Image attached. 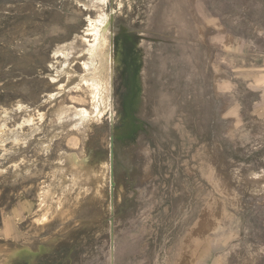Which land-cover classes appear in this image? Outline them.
<instances>
[{
    "label": "rangeland",
    "instance_id": "rangeland-1",
    "mask_svg": "<svg viewBox=\"0 0 264 264\" xmlns=\"http://www.w3.org/2000/svg\"><path fill=\"white\" fill-rule=\"evenodd\" d=\"M101 10L110 108L82 80ZM259 32L241 0H0V264H264Z\"/></svg>",
    "mask_w": 264,
    "mask_h": 264
},
{
    "label": "bare ground",
    "instance_id": "bare-ground-1",
    "mask_svg": "<svg viewBox=\"0 0 264 264\" xmlns=\"http://www.w3.org/2000/svg\"><path fill=\"white\" fill-rule=\"evenodd\" d=\"M106 2V0H102ZM121 5V3L119 4ZM121 8V6L119 7ZM100 15L96 16V20H93V25L90 30L93 33V43L88 45L87 54L89 56V66L87 63H84L87 66V70L90 71L89 75L82 77V80L85 82L86 87L89 88V97L92 103L98 100V96L100 94V90H102V95L105 96L106 107L110 108V101L112 100L110 95L111 91V73L112 68L110 65V57H111V42H110V34H111V19L112 12H107L101 10ZM114 19V18H113ZM89 36V35H88ZM90 37V36H89ZM84 43L85 40H84ZM73 44V43H72ZM74 52V51H73ZM82 62V61H81ZM83 66V65H82ZM84 71V69H83ZM106 73V77H102V74ZM105 78V80H104ZM84 91V90H83ZM112 102V101H111ZM75 103V102H74ZM105 107V108H106ZM74 114L77 115L79 121H77L76 125L82 123V121L94 116V113L101 114V111L97 108V103L93 104L91 107V111L88 108L83 106L73 107ZM104 108V109H105ZM74 116V115H73ZM96 117V116H94ZM74 121V123L76 122ZM82 127V126H81ZM70 156V155H69ZM77 159V158H76ZM75 157H73L72 161L77 162Z\"/></svg>",
    "mask_w": 264,
    "mask_h": 264
},
{
    "label": "crops",
    "instance_id": "crops-1",
    "mask_svg": "<svg viewBox=\"0 0 264 264\" xmlns=\"http://www.w3.org/2000/svg\"><path fill=\"white\" fill-rule=\"evenodd\" d=\"M241 4L244 9V19L250 20L251 24L258 27L260 39L259 43L248 44L246 42L244 50L247 53H245L244 61H236L238 63H236V67H246V73H251L256 77V80L253 79V81L262 83L264 91V0H241ZM249 28L252 29V27ZM192 253L193 260L198 264H219L218 254L202 248L200 244L192 246Z\"/></svg>",
    "mask_w": 264,
    "mask_h": 264
}]
</instances>
